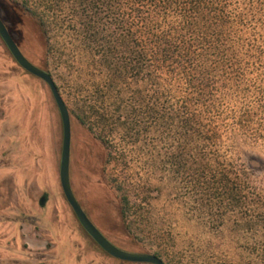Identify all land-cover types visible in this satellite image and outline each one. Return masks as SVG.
<instances>
[{"label":"trees","instance_id":"obj_1","mask_svg":"<svg viewBox=\"0 0 264 264\" xmlns=\"http://www.w3.org/2000/svg\"><path fill=\"white\" fill-rule=\"evenodd\" d=\"M8 1L23 38L40 31V57L16 39L24 54L74 72L72 123L102 147L128 234L132 189L155 182V199L177 196L228 264H264V0Z\"/></svg>","mask_w":264,"mask_h":264},{"label":"rangeland","instance_id":"obj_2","mask_svg":"<svg viewBox=\"0 0 264 264\" xmlns=\"http://www.w3.org/2000/svg\"><path fill=\"white\" fill-rule=\"evenodd\" d=\"M0 15L24 51L33 53L34 47L41 54L40 31L32 30L33 40L23 38L30 28L10 1L0 0ZM70 70L60 59L52 61V75L68 105L74 94ZM62 144V118L49 86L16 62L0 36V264H151L110 258L94 244L63 192ZM102 152L87 129L74 121L72 187L90 218L113 241L136 252L160 248L170 254L172 264H228L219 239H211L206 228L189 220L177 196L155 199V182L145 183L140 192L132 189L139 197L132 228L138 238L129 235L119 198L101 176ZM133 170L142 180L147 177V165ZM110 172H115L112 167ZM45 195L48 201L42 206Z\"/></svg>","mask_w":264,"mask_h":264},{"label":"water","instance_id":"obj_3","mask_svg":"<svg viewBox=\"0 0 264 264\" xmlns=\"http://www.w3.org/2000/svg\"><path fill=\"white\" fill-rule=\"evenodd\" d=\"M0 36L3 38L17 63L27 72L42 79L49 86L56 101L63 124V144L60 165L61 185L65 197L74 210L81 225L106 252L116 258L130 262L167 264V262L162 257L156 255L155 253L129 251L116 246L99 230L95 223L90 219L81 203L76 198L71 182L70 163L72 148V119L69 106L65 101L52 73L33 63L24 54L1 15Z\"/></svg>","mask_w":264,"mask_h":264},{"label":"flooded vegetation","instance_id":"obj_4","mask_svg":"<svg viewBox=\"0 0 264 264\" xmlns=\"http://www.w3.org/2000/svg\"><path fill=\"white\" fill-rule=\"evenodd\" d=\"M2 38V37H1ZM2 40H3V38H2ZM4 41V40H3ZM5 43V42H4ZM6 44V43H5ZM19 45V44H18ZM7 46V45H6ZM7 48H8V46H7ZM9 49V48H8ZM10 51V50H9ZM10 53H11V51H10ZM12 54V53H11ZM13 56V55H12ZM13 58H14V56H13ZM15 59V58H14ZM17 62V61H16ZM26 71V70H25ZM29 73V72H28ZM31 74V73H30ZM33 75V74H32ZM61 181V180H60ZM74 190V189H73ZM74 193H75V191H74ZM75 196H76V198L78 199V201L81 203V205H83V203L80 201V199H79V197L76 195V193H75ZM47 201H48V197H47V195H45V196H43L42 198H41V200H40V204L42 205V206H45V204L47 203ZM69 203V202H68ZM71 206V205H70ZM82 207H84V205L82 206ZM85 210V209H84ZM74 211V210H73ZM75 213V212H74ZM87 214H88V216L90 217L91 215L89 214V212H88V210H87V212H86ZM94 223H95V225L99 228V230L110 240V241H112L111 239H110V237L96 224V222L94 221V219L91 217L90 218ZM79 220V219H78ZM80 222V221H79ZM84 228V227H83ZM88 233V232H87ZM89 234V233H88ZM90 235V234H89ZM91 236V235H90ZM92 237V236H91ZM93 239V238H92ZM93 241H94V244H96L99 248H100V250H102L108 257H110V258H113V259H116V260H122V259H119V258H116V257H114V256H112V255H110L108 252H106L94 239H93ZM114 243V242H113ZM116 246H118V247H120L118 244H116V243H114ZM120 248H122V247H120ZM122 249H124V248H122ZM125 250H127V249H125ZM130 251V250H129ZM136 252V251H135ZM124 262H130V261H125V260H123Z\"/></svg>","mask_w":264,"mask_h":264}]
</instances>
